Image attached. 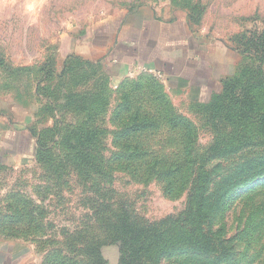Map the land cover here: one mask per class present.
Wrapping results in <instances>:
<instances>
[{"label": "rangeland", "instance_id": "obj_1", "mask_svg": "<svg viewBox=\"0 0 264 264\" xmlns=\"http://www.w3.org/2000/svg\"><path fill=\"white\" fill-rule=\"evenodd\" d=\"M150 8L164 15L175 10L185 12L186 17L189 14L192 32L210 47L213 84L206 96L190 97L186 90L173 89L160 74L145 71L113 84L99 69L90 76L92 68H88L85 77H91L89 84H93L89 89L75 87L74 75L62 76L70 56L68 50L76 40L87 41L104 21H120ZM263 30L264 0H0V55L13 70L0 69V97L9 106L24 107L31 120L28 128L36 141L29 166L0 169L3 212L10 213L8 207H14L9 196L25 198L30 203L34 201L35 220L32 217L31 223L11 227L9 233L1 232L0 237L19 244L18 250L27 264H48V256L56 250L82 262L83 256H76L74 251L70 254L68 246L79 250V236L84 231L98 230L102 213L106 219L133 215L150 224L179 217L187 203V191L180 197L166 194L164 179L159 175L134 180L130 170L124 169L141 166L142 161L125 163L117 156L126 149H140L148 152L147 162L156 156L164 162L185 164L187 161L181 156L184 133L167 125L168 116L179 115L190 121L197 132L194 147L201 161L214 134L203 116L196 113L193 103H209L212 95L220 92L224 77L234 74L235 66V75L238 73L244 50L238 44V36L261 34ZM71 64L75 66V62ZM94 88L91 112L68 107V95L86 94ZM136 113L151 116L159 125L155 123V128L143 135L122 139L124 121L134 119ZM90 114L92 128L103 134L93 160L80 161L78 167L76 161H69L74 155L64 137L79 129ZM250 155L262 158L264 150L255 148L236 155L237 158H219L209 163L210 170L216 169L211 185L214 199L217 183L232 171L233 165L239 168ZM239 180L242 183L238 187L229 189L220 213L226 212H217L206 224L215 236L222 231L226 245L232 248V257L215 261L212 257L188 254L163 264H264V176ZM102 253L107 264L119 263L117 245L104 246Z\"/></svg>", "mask_w": 264, "mask_h": 264}, {"label": "trees", "instance_id": "obj_2", "mask_svg": "<svg viewBox=\"0 0 264 264\" xmlns=\"http://www.w3.org/2000/svg\"><path fill=\"white\" fill-rule=\"evenodd\" d=\"M187 16L188 26L192 31L190 16ZM237 39L244 49L241 51L243 59L238 63V73L235 75V66L234 74L224 77L220 92L214 93L209 103H193L196 113L203 116L207 127L214 134L212 143L200 157L201 161H198L194 147L197 132L190 121L179 115L168 116L167 125L171 130H182L184 133L181 156L187 161L185 164L164 162L156 156H152L153 160L147 162L148 152L140 149H126L127 152L117 156V160H123L125 163L134 160L143 162L135 168L125 167L124 170L129 169L134 180H142V177L148 180V177L159 175L158 178L164 179L166 194L180 197L187 191V203L180 216L163 220L160 224H150L133 215H114L112 219H106L102 213L99 221L102 225L99 224L98 230L84 231L79 236V250L68 246L70 254L74 251L76 256H83L82 262L69 259L65 253L56 250L48 256V264H107L102 248L109 244L119 247L118 264H163L166 260L188 254L212 257L215 261L232 257V248L226 245L222 231L215 236L206 229V224L217 212V215L226 212L220 213L226 205L228 191L234 185L238 187L242 183H238L240 178L245 182L264 176V156L256 159L250 155L239 168L233 165L232 171L228 172L223 180L216 182L215 199L211 195V185L215 182L216 175V169L208 168L212 160L237 158L236 155L255 148L264 150V30L261 34L245 33ZM236 50L240 52L239 49ZM72 61L75 66L71 64ZM88 68H92L90 76H93L95 69H99L104 78L111 82L110 75L101 63L84 60L76 55L69 56L62 76L74 75L72 81L75 82V87L82 85L89 89L93 84H89L91 77H85ZM0 69L13 71L1 55ZM48 73L53 75L54 72ZM78 75L82 78H78ZM94 92L95 88L86 94L74 92L73 95H68V107L91 112ZM133 117L134 119L124 121L126 125L124 134H121L122 139L143 135L159 125L151 116L142 117L136 113ZM84 121L79 129L70 131L64 137V142L71 145L70 154L74 155H70L73 159L69 161H76L78 167L81 165L80 161L93 160V154L103 134L92 128L93 115H87ZM102 173L100 170V175ZM8 200L14 203V207H8L10 213L5 214L0 206V233H9L11 227H19L22 223H31V218L36 216L34 201L30 203L25 198L14 199V196H9ZM32 220H35V217Z\"/></svg>", "mask_w": 264, "mask_h": 264}, {"label": "crops", "instance_id": "obj_3", "mask_svg": "<svg viewBox=\"0 0 264 264\" xmlns=\"http://www.w3.org/2000/svg\"><path fill=\"white\" fill-rule=\"evenodd\" d=\"M68 51L67 55L101 63L113 84L148 71L160 74L176 91L186 90L190 97L201 98L212 90L210 47L190 30L181 10L164 15L153 8L142 9L120 21H104L87 41L76 40ZM6 101L0 97V169H18L32 163L36 141L24 107ZM18 246L0 237V264H27Z\"/></svg>", "mask_w": 264, "mask_h": 264}]
</instances>
